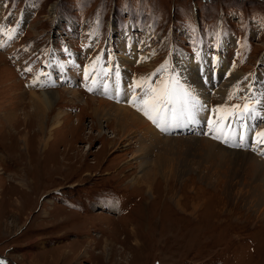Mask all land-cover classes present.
<instances>
[{"label":"rangeland","instance_id":"1","mask_svg":"<svg viewBox=\"0 0 264 264\" xmlns=\"http://www.w3.org/2000/svg\"><path fill=\"white\" fill-rule=\"evenodd\" d=\"M0 2V264H264V206L230 198L196 170L141 176L133 140L113 144L115 125L104 121L101 135L84 105L140 115L165 143L175 139L180 163L202 160L206 140L264 163V0ZM132 50L152 61H133ZM44 71L51 85L34 84ZM115 80L120 93L107 87ZM166 85L175 93L163 107L181 114L160 128L141 107ZM44 89L63 96L45 112L48 135L64 110L47 146L31 99ZM245 104L253 111L241 115Z\"/></svg>","mask_w":264,"mask_h":264},{"label":"bare ground","instance_id":"2","mask_svg":"<svg viewBox=\"0 0 264 264\" xmlns=\"http://www.w3.org/2000/svg\"><path fill=\"white\" fill-rule=\"evenodd\" d=\"M1 10H3V2H0V13L2 12ZM132 53L134 54L133 61L135 62L138 61L144 65L152 61V57L149 55L142 54V53H139L140 55H137L138 53L133 50H132ZM75 56L76 55H74V57ZM263 61H264V57H263ZM118 69H122V67H118ZM85 70L86 68L84 67L81 70V73H85ZM41 75H43L44 78L37 77V79L34 80V84L50 83L51 81H53V78L49 77V75L46 74V71L42 72ZM45 78H48L49 82ZM110 84H111V88L109 84H107L108 85L107 87L109 88L110 91L115 89L117 93L122 92L123 88H122V85L120 84V80H117V81L115 80ZM252 84L253 82L251 79L248 85L250 92H253ZM66 91L70 95L69 96L70 101L78 100L81 103V100H82V102H84V98H83L84 95L82 96V92L77 91L76 89H67ZM31 94L33 95L31 96V99L33 101H36L34 102V104H32V106L35 109V114L41 120L39 123L41 127V132L46 133L40 139L47 146L49 145V143L51 142L53 138L54 131L63 127L64 125L63 120H62L64 116V110L59 109L58 113L55 115L51 128L49 129V132H50L49 135L47 133L48 131L45 132V129L48 130V128H46L47 122L44 120V115H45V112H47V110H50V109L53 110L55 105L57 104L56 103L57 100L58 99L60 100L61 98H63V96L61 95L60 91L56 92V91H49L46 89H44L41 92H37V93L36 91H34V92H31ZM135 95H137L136 90H134L133 96ZM137 97L138 96H136L134 100H137ZM97 101L99 102V104L95 105L92 99L88 101V98H86L84 105L86 104L85 107L92 108V112H94L95 114L94 116L99 117L100 124L96 120V125H98V127L101 129L99 130L100 131L99 133L104 136L103 132L105 129L103 128H105L106 125L103 124V122L106 121V122H109V124L115 125V130L111 132L112 133L111 138L113 139L112 140L113 144L118 143L117 145H121V143H123L126 140L127 141L133 140L132 141L134 143L133 147L135 148V153H134L133 158L137 159L139 162V167L143 171V175L141 176L147 177V174H150V171H151L152 173L153 172L158 173V174L161 173L167 180H169L171 173L172 174L178 173L181 177H184L188 172L192 170H196L201 180L203 179L209 184L216 186V187H220V185L222 184L224 186L223 189H224L225 194H227L230 198L232 197L234 200H239V199L245 200L247 202L245 204L248 205L249 208H252V207L257 208V206L258 207L264 206V173L263 172L261 173L259 169L261 167L264 168V163L260 162L259 159L253 157V155L250 154V152L241 151V150L237 151V150L225 149L219 143H216L212 140L211 142L206 140V142L204 143L208 145V147L206 146L207 153H205L206 151H204L203 156L202 155L200 156V154L199 156L193 154L195 158L201 157L202 160L198 159V160H194V162L192 160L190 161L188 160L189 163L191 162V165H189L188 163L187 164L180 163L181 159L179 160V157L183 154L182 153L175 154V152L171 150V147L173 146V144L171 143V140H175V139H170L171 137H168V139L170 140H168V143H165L166 141H164V139H166V137L162 136L161 133H158L157 130H155V127L153 129L149 124H147V122H145L142 119V117H140V115L129 110L128 108L118 107L104 100H101V101L97 100ZM91 102L93 104L92 107L90 105ZM150 113H152L150 115L156 116L155 112L150 111ZM176 113L177 112H166V108L163 107V112H160L159 116L157 117L158 121L160 122L159 127L160 128L165 127V125H167L168 120L171 117H173L174 114ZM209 113L210 112H207L208 116H209ZM177 114L180 115L181 112H178ZM65 116H67V114ZM7 117L9 119L11 118V116H7ZM43 124H45L44 125L45 127L43 126ZM187 139H190V137L176 139L177 142L176 141L174 142H176V144L179 146H183V145L190 146V144H194L193 141H191V139L190 140H187ZM202 148L204 147H201L200 149L202 150ZM174 149L175 148H173V150ZM195 149L196 148H194V150ZM195 152L200 153V151H195ZM205 154H207L206 156H208V160H207L208 162L203 160ZM233 156H234V159L237 161H234ZM239 161H241L242 164H245L246 162H248V164L246 163L245 165H247L250 168V170L249 168L243 169L245 165L243 167L238 166L237 162ZM250 165L252 167H250ZM198 166H201L204 168L200 169L201 168L200 167L199 168L200 170H198L196 168ZM150 168L152 169L150 171H147ZM258 209H256V211Z\"/></svg>","mask_w":264,"mask_h":264},{"label":"snow or ice","instance_id":"3","mask_svg":"<svg viewBox=\"0 0 264 264\" xmlns=\"http://www.w3.org/2000/svg\"><path fill=\"white\" fill-rule=\"evenodd\" d=\"M150 91L152 92L151 102L147 99L142 100L141 110L143 111V114L145 116L152 120L153 123L157 124V126H160L157 117L159 116L160 112L163 111V105L168 103L170 98L174 95L175 88L166 85L161 89H150ZM149 105L151 106L152 111L156 113V116L150 115L149 111L146 110ZM233 107L239 108L240 106L237 105ZM251 111H253V109L249 105L245 104L243 107V113H241V115L249 113ZM258 135L264 136V133ZM261 142H264V140H262Z\"/></svg>","mask_w":264,"mask_h":264}]
</instances>
